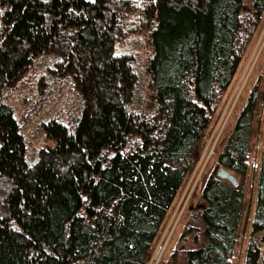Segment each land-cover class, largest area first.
<instances>
[{
  "label": "trees",
  "instance_id": "16d2710c",
  "mask_svg": "<svg viewBox=\"0 0 264 264\" xmlns=\"http://www.w3.org/2000/svg\"><path fill=\"white\" fill-rule=\"evenodd\" d=\"M135 2L0 0V264L150 259L264 0H141L136 13ZM138 32L150 53L140 72L132 56L117 54ZM42 64L51 78L73 81L82 109L72 127L45 125L53 145L30 164L6 94ZM262 110L256 90L235 117L218 168L247 175ZM244 198L243 184L211 174L199 212L204 241L186 252L185 264H230ZM244 264H264V135Z\"/></svg>",
  "mask_w": 264,
  "mask_h": 264
},
{
  "label": "rangeland",
  "instance_id": "374dc122",
  "mask_svg": "<svg viewBox=\"0 0 264 264\" xmlns=\"http://www.w3.org/2000/svg\"><path fill=\"white\" fill-rule=\"evenodd\" d=\"M135 1L136 13L142 8V3L141 0ZM1 12L2 9L0 18ZM133 16L131 20L136 25L135 21L138 24V20H135L137 19L135 15ZM243 37H245L243 48L246 51L237 73L219 111L214 115L213 126L205 136L204 147L195 158V166L186 177L159 231L147 264H185L186 252L189 249H196L204 241L200 211L191 212L190 209L204 207L201 199L202 190L211 174L218 171V154L233 129L236 115L254 91L258 90V93L264 96V14L251 39L246 33ZM117 54L132 56L134 61L140 64V67L135 69L139 70L138 72L143 70L142 67L150 56L145 35L140 32L135 36L128 35L125 47L120 48ZM51 61L53 59H50ZM48 67L51 66L42 64L39 70L32 69L15 89L6 94L8 96L6 103L12 108L24 136L30 164L36 163L43 149L53 145L47 137L45 125L57 120L72 127L76 124L82 109V102L75 92L73 81L68 78L63 80L51 78ZM142 96L145 101L148 100L147 83L142 88ZM263 135L264 110L255 123L247 175L244 178L237 177L238 182L244 185L245 198L238 243L230 264H244L245 252L249 246ZM191 224L194 229L185 234ZM182 246L187 248L186 252L180 250Z\"/></svg>",
  "mask_w": 264,
  "mask_h": 264
},
{
  "label": "water",
  "instance_id": "95a60500",
  "mask_svg": "<svg viewBox=\"0 0 264 264\" xmlns=\"http://www.w3.org/2000/svg\"><path fill=\"white\" fill-rule=\"evenodd\" d=\"M216 175H217V178L219 180L227 182L233 188H236L239 185V182H238L237 178L231 172H229L227 169H225L223 167L218 169ZM203 209H204V207L200 206V207H198V209H195V210L194 209H190V210H191V212H193V211L196 212V211H202ZM183 249H184L183 247L180 248L181 251Z\"/></svg>",
  "mask_w": 264,
  "mask_h": 264
},
{
  "label": "snow or ice",
  "instance_id": "6c2138e0",
  "mask_svg": "<svg viewBox=\"0 0 264 264\" xmlns=\"http://www.w3.org/2000/svg\"><path fill=\"white\" fill-rule=\"evenodd\" d=\"M45 2H47V0H45ZM91 3H96V0H90ZM0 147H2V145H0ZM17 231H19V229H17Z\"/></svg>",
  "mask_w": 264,
  "mask_h": 264
},
{
  "label": "flooded vegetation",
  "instance_id": "af4514ba",
  "mask_svg": "<svg viewBox=\"0 0 264 264\" xmlns=\"http://www.w3.org/2000/svg\"><path fill=\"white\" fill-rule=\"evenodd\" d=\"M182 247H183V246H182ZM183 248H184V249H183L182 251L186 252V251H187V250H186L187 248H186V247H183ZM189 250H190V249H189Z\"/></svg>",
  "mask_w": 264,
  "mask_h": 264
}]
</instances>
